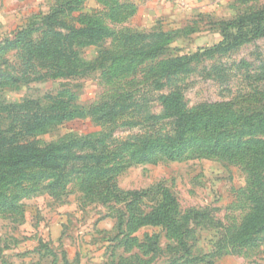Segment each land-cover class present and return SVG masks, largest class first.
Listing matches in <instances>:
<instances>
[{"label": "rangeland", "instance_id": "374dc122", "mask_svg": "<svg viewBox=\"0 0 264 264\" xmlns=\"http://www.w3.org/2000/svg\"><path fill=\"white\" fill-rule=\"evenodd\" d=\"M260 8L264 0H0V49L20 30L46 29L55 10L53 28L62 34L88 24L108 31L99 41L74 40V71L65 76L40 64L26 70L25 46L1 49L0 130L8 138L20 129L6 106L27 99L53 112H88L116 93L137 90L146 114L162 115L160 96L176 86L189 108L232 102L238 114L264 113V36L231 43L235 20ZM247 23L245 29L253 26ZM130 42L143 54L124 55ZM184 54L192 57L187 71L157 72ZM132 115L131 124H122ZM138 115L134 110L110 124L88 114L38 138L61 145L111 130L122 140L171 129L169 117ZM250 169L244 158L192 150L174 160L126 164L91 185L80 174L52 191L45 188L52 179L26 180V190L10 187L0 199V264H264V231L253 240L238 233L254 208ZM166 211L176 229L158 222Z\"/></svg>", "mask_w": 264, "mask_h": 264}, {"label": "trees", "instance_id": "16d2710c", "mask_svg": "<svg viewBox=\"0 0 264 264\" xmlns=\"http://www.w3.org/2000/svg\"><path fill=\"white\" fill-rule=\"evenodd\" d=\"M59 11L55 10L48 14L44 22L46 29L20 30L15 38L5 42L1 49L25 46L23 57L27 64L26 70L40 64L56 77L73 73L71 63L75 61L76 53L71 45L74 40L82 38L92 42L99 41L108 31L103 27L88 24L71 28L68 34H62L53 28L55 23H59L55 17ZM247 21L253 25L249 29H245ZM234 24L236 33L232 36V44H238L247 36L253 38L264 36V8L246 13L237 18ZM35 34L36 38H33ZM66 41L69 44H66ZM130 43L133 44L123 46L124 55L143 54L138 44ZM215 47L214 49H217L220 46ZM191 60L192 57L187 54L169 58L160 65L157 72L163 76H170L187 71ZM130 68L131 66L124 67L125 70ZM137 94V90L116 93L88 112L77 110L53 112L42 107L34 99L6 106L10 109L13 121H19L20 129L8 138L0 130V199L4 198L3 190H9L10 187V190L19 187L20 191L26 190V180L38 183L45 177L52 179L45 185L48 191H52L71 175H83L81 183L86 185L97 182L101 176H107L126 164L156 162L158 156L174 160L188 151H202L224 159L247 160L251 168L254 208L241 223L238 233L245 239H255L253 233L264 231V113L247 110L243 114H238L232 109V102H204L189 108L183 100L181 88L176 86L168 94L160 96L163 104L162 115L146 114L144 104H138ZM133 109L143 121H157L162 116L169 117L171 129L168 132L135 134L122 140L113 138L111 130L102 132L96 138L87 136L63 142L61 145L40 144L38 138L40 133L65 120L89 114L100 123L106 121L116 124V117L125 116L126 113L134 111ZM129 119L122 124H131L133 115L129 116ZM76 149L83 152L75 154ZM77 162H81V168L77 166ZM104 187L108 189L111 187L108 180H104ZM19 192L12 191V195H18ZM130 195L135 198L140 193L133 191ZM169 200L174 202L171 198ZM169 213L166 211L163 220L158 222L164 221L168 229H176L177 224L169 218Z\"/></svg>", "mask_w": 264, "mask_h": 264}]
</instances>
